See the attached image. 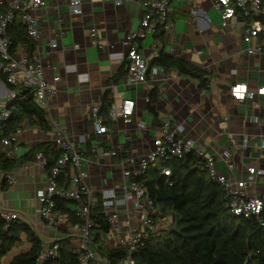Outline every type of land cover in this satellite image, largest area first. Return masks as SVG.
<instances>
[{"label":"crops","instance_id":"0c3cea01","mask_svg":"<svg viewBox=\"0 0 264 264\" xmlns=\"http://www.w3.org/2000/svg\"><path fill=\"white\" fill-rule=\"evenodd\" d=\"M142 1L145 0H44L43 8L36 13L40 32L37 43L42 56L43 78L52 89L45 107H42L49 129H55L58 124L66 131L79 150L83 163L88 166L93 164V180L101 187L108 186V181L116 176L117 169L110 163L116 164L120 158L143 155L150 148L151 137L157 134L161 121L166 117L173 128L182 123V134L202 144L205 153L212 154L220 148L229 149L237 167L235 173L239 172V166L247 163L242 159L246 150L255 153L258 135L264 132V98L239 102L232 99L229 87L243 83L248 91L254 92L262 85L264 54L253 55L247 51L251 48L248 47L245 51L247 59H241L238 46L243 43L239 29L236 25L234 28L220 26L219 15L210 0H190L191 4L178 1L168 13L169 30L146 35L145 39L138 41V50L146 58L148 66L159 54H163L190 63L201 71L200 74L198 77L181 76L170 69L165 71L169 78L156 80L152 89L142 85L127 86L126 56L129 47L122 41L129 31L139 29ZM74 4H80L79 15L69 13ZM195 5L203 12L202 15L191 13ZM237 20L244 21L239 16ZM92 29L95 30V37L90 36ZM59 32L57 46L51 49L49 41ZM254 42L255 47L264 44V33L251 44ZM55 76H58L57 82L53 81ZM13 91L0 79V112L10 104ZM107 91L114 100L127 99L136 104L134 116L129 122L119 119L107 123L108 133L103 136L99 149L104 153L116 151L117 155L112 158L91 152L93 136L80 143L77 134L82 127L84 133L91 132L85 129H91V108L97 106L100 109ZM145 97L149 98V103L143 102ZM20 129L17 140L7 148L12 154L6 157L20 163L10 171L14 176L12 180H7L11 183L9 188L5 191L0 189V210L18 213V219L29 223L42 247L53 243L62 246L67 242L71 249L74 239L64 238L69 226L56 229L48 226L39 217L36 200L37 192L44 188L46 175L54 166L53 163L47 170L48 164L53 162L52 151L58 150L50 144V149L45 147L44 152H33L35 146L49 143L44 141L40 129L34 125L24 122ZM227 134L232 135L236 146H232ZM39 153L46 162L44 167L35 159ZM248 163L261 167L264 158ZM2 180L0 177V187ZM163 224L165 229L167 223L164 220ZM21 238L22 242L1 259V264H9L14 256L29 250L25 236ZM97 242L98 246L103 245L102 241Z\"/></svg>","mask_w":264,"mask_h":264},{"label":"built area","instance_id":"2783aa9c","mask_svg":"<svg viewBox=\"0 0 264 264\" xmlns=\"http://www.w3.org/2000/svg\"><path fill=\"white\" fill-rule=\"evenodd\" d=\"M178 1L191 4L190 0H145L140 3L143 14L139 29L129 31L122 41L129 47L126 56L127 86L142 85L152 89L156 80L165 81L169 78L162 67L147 65V60L138 50L137 43L145 39L148 34L155 35L169 30L168 13L172 5ZM210 1L219 15L220 26L228 25L230 28L237 26L241 43L250 45L252 40L264 33L263 0ZM43 6L44 0H0V71L6 76V81L11 86L29 89L34 102L40 108L45 107L47 96L52 92L50 84L43 78L42 56L37 43L40 32L36 13ZM69 13L79 15L80 4L72 5ZM191 13L194 16L203 14L198 5L192 7ZM237 14L244 21H238ZM15 19L25 27L27 36L35 42L33 52L27 53L22 46L12 48L6 31ZM205 19L207 20V17ZM60 35L61 32L49 41L51 49L57 46V38ZM90 36L95 37L94 29L91 30ZM247 51L253 55H262L264 44L248 48ZM171 52L172 49L169 53ZM53 81L57 82L58 76H55ZM15 94L13 91L9 103L12 102ZM229 94L232 99L239 102L252 100L255 97L264 98V83L254 92L248 91L243 83L233 84L229 87ZM111 97L113 103L107 115H101L97 106L91 108V132L78 137L80 143H85L90 136H93L91 152L108 158L116 156L117 152L113 150L111 153H104L99 149L103 136L108 133L107 123L119 119L129 122L134 116L136 107L132 100L117 101L112 95ZM143 102L149 103L150 100L145 97ZM9 117L10 112L6 108L1 110L0 122L7 121ZM253 121L257 122L256 119ZM20 130V128L17 129L2 141L0 151L4 157L12 154V151L7 148H10L12 141L17 140ZM182 130V123L173 128L169 118L163 119L157 134L149 141L150 148L143 155L120 158L116 164L110 163L116 167L115 174L120 177V183L111 188L103 186L100 189H91L86 185L88 165L83 163L79 150L72 144L65 130H62L58 124L53 130H39L44 136V141L55 147L59 155L46 175L44 188L36 194V200L39 203L38 214L41 220L54 229L69 226L66 228L64 238L74 239L70 253L77 258L79 264L106 263L104 259L97 256V240L102 241L105 248H120L125 251L124 257L118 264H137L134 257L146 247L150 240L160 238L164 230L160 207L151 197L146 186L148 171L156 168L162 161L182 159L188 153L198 157L196 167L205 171L210 180L221 188L225 207L230 215L244 219H258L264 208V168L259 165L251 166L249 163L241 164L239 175L247 176L246 180H242L234 174L237 167L229 149L220 148L215 153H205L204 146L184 136ZM227 137L232 146H236L232 135L227 134ZM258 138L256 152L246 150L249 161L264 158V132H261ZM35 159L42 167L45 166L46 162L41 153L37 154ZM216 162H222L230 175L217 172L214 168ZM159 175L164 178L166 185L171 186V171L168 167H161ZM13 176V172L0 173L1 178L9 181L13 179ZM116 190L121 194H116ZM58 201L66 204V209L78 219V222L67 223V214L65 215L61 209L57 208ZM119 211L125 213L122 219L118 216ZM0 217L6 223L5 227H8L7 224L18 219V213L0 210ZM258 223L263 225L259 220ZM59 248L58 243L43 245L37 262L43 264L48 260L56 259Z\"/></svg>","mask_w":264,"mask_h":264},{"label":"trees","instance_id":"16d2710c","mask_svg":"<svg viewBox=\"0 0 264 264\" xmlns=\"http://www.w3.org/2000/svg\"><path fill=\"white\" fill-rule=\"evenodd\" d=\"M238 15V14H237ZM241 19V16L238 15ZM16 20V21H15ZM7 27L12 48L22 46L27 53L33 52L35 42L26 33L23 25L15 19ZM159 65L165 71L176 70L181 76L198 77L200 70L190 63L175 57L159 54L149 67ZM8 89L15 90L14 99L6 106L10 112L7 121L0 122V146L2 141L16 132L24 122L34 125L43 131L49 126L42 108L34 102L30 90L25 87H13L0 73ZM113 103L110 92L103 95L99 113L106 115ZM50 144L37 145L34 151H45ZM1 149V147H0ZM53 162L58 152H53ZM198 157L193 153L182 159H171L160 162L154 169H149L146 186L151 197L160 207L161 218L167 223L162 236L150 240L146 247L135 256L137 264H264V208L258 219H244L232 216L225 207L223 191L212 182L205 171L196 167ZM20 162L4 157L0 151V172L14 170ZM161 167L171 171V186L159 175ZM10 182L2 180L0 189L5 191ZM57 208L68 217L69 224L78 219L69 213L66 204L57 202ZM262 222V226L258 223ZM27 221L17 219L7 224L0 217V264L1 259L22 242V235L30 245L25 253L14 256L9 264H39L38 257L42 250V242L33 232ZM104 229L106 226L104 225ZM66 240V239H65ZM67 241V240H66ZM125 251L120 248L108 249L98 246L97 256L105 260V264H118ZM43 264H79L77 258L70 253L68 244L60 246L57 258ZM95 264V263H92Z\"/></svg>","mask_w":264,"mask_h":264},{"label":"rangeland","instance_id":"374dc122","mask_svg":"<svg viewBox=\"0 0 264 264\" xmlns=\"http://www.w3.org/2000/svg\"><path fill=\"white\" fill-rule=\"evenodd\" d=\"M239 48H238V51H240V54H241V59H247V55H246V49L248 48V47H251V48H253V47H255V42H254V44H250L249 46L247 45V44H242L241 46H238ZM253 55H251V57H252ZM264 83V82H263ZM262 83V84H263ZM85 129H87L89 132L91 131V129L89 128V127H85ZM83 127L80 129V131H78V136H81V135H83V134H85L84 132H83ZM75 140H77V138L75 139ZM88 140V139H87ZM249 151H251L250 149H248V151L247 152H249ZM247 152L245 153V162H249V160L247 159ZM102 162H104V161H102ZM94 168V166H93V164H89V166H88V168L86 169V171H87V173H88V177H87V179L85 180V183H86V185L88 186V187H90L91 189H100L101 188V186L98 184V182L97 181H94L93 180V174H92V169ZM214 168L217 170V172H223L224 174H226L227 176H229L230 175V173L226 170V168H225V165L222 163V162H216L215 164H214ZM261 168H264V164H262V166H261ZM236 175H237V177L238 178H241L242 180H246L247 179V176L245 175V174H242L241 176L239 175V172L237 171L236 173H235ZM102 177H104V176H102ZM120 181V177H118V176H114V178H113V180L112 179H110L109 181H108V187H113V186H115L118 182ZM263 182H264V176H263ZM116 194H121L118 190H116ZM129 206H130V203H129ZM118 216H119V218H123L124 216H125V213H124V211H119L118 212ZM132 226L134 227V223L132 224ZM78 246V245H77Z\"/></svg>","mask_w":264,"mask_h":264}]
</instances>
